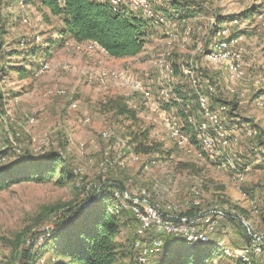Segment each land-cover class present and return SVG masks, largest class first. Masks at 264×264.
I'll list each match as a JSON object with an SVG mask.
<instances>
[{"label": "rangeland", "instance_id": "1", "mask_svg": "<svg viewBox=\"0 0 264 264\" xmlns=\"http://www.w3.org/2000/svg\"><path fill=\"white\" fill-rule=\"evenodd\" d=\"M174 1L187 5L195 15L187 20L170 17ZM103 2L108 3H97ZM150 4L153 17L143 20L159 25L138 56L115 60L112 69L107 62L113 60L101 46L104 52L83 48L90 42L69 41L53 47L47 58L29 56L28 49L46 47L51 38L59 40L62 22L41 0H0V157L5 159L0 167L22 155L47 153L59 154L64 167L63 174L57 172L46 183L26 182L0 191V264H57L50 238L58 233L59 222L68 211L91 204L93 194L105 185L111 187L117 210L123 211L119 242L124 249L144 247L153 255L145 264H157L153 258L164 253L163 239L150 237L161 234L156 230L138 235L131 201L116 192H128L160 213H166L167 207V214L180 219L195 212L211 216L216 209L233 211L227 216L235 221L212 235L214 240L184 237L189 247L219 243L237 254L246 247L247 231L264 237V127L258 120L264 117V0H150ZM254 6L260 8L255 17L219 23ZM239 30L246 34L229 38ZM222 43L231 55L223 51V58L215 61L210 51ZM214 51L219 53L218 48ZM162 59L174 75H161ZM235 61L241 66L236 79L240 83L230 81L229 68ZM102 72L108 76L100 84ZM208 81L217 94L208 88ZM163 90L171 96L169 103ZM202 97L208 99L210 112L226 107L222 120L237 129L240 142L224 146L223 140L212 137L206 145L199 137L200 147L193 131L203 122ZM218 99L232 109L237 105L231 118L228 105H214ZM152 103L158 111L151 110ZM122 109L129 114L120 115ZM163 109L177 123L173 131L162 118ZM178 129L190 139L186 145L178 146L171 138ZM251 130L257 134L247 135ZM145 131L149 142L162 148L137 155L131 139ZM203 148L209 154L200 158ZM232 152L240 158L238 171L220 168L217 157ZM195 201L199 207H193ZM202 252L197 251L194 262L202 259ZM131 259L133 255H128L126 261ZM207 264L236 261L221 250ZM250 264H264V256L257 261L251 258Z\"/></svg>", "mask_w": 264, "mask_h": 264}, {"label": "trees", "instance_id": "2", "mask_svg": "<svg viewBox=\"0 0 264 264\" xmlns=\"http://www.w3.org/2000/svg\"><path fill=\"white\" fill-rule=\"evenodd\" d=\"M28 2L30 0H26V3ZM41 5L52 16L60 19L63 28L57 34L59 40L55 41L51 38L46 42V47L28 49L29 56L42 55L47 58L53 47H62L70 41L78 44L93 42L101 46L108 56L115 59L133 58L142 52L152 36L153 28L159 25L153 20L139 19L128 10L113 12L111 6L105 2L41 0ZM259 9L256 6L251 7L245 13L229 15L219 23L234 21L237 18L242 21L255 17L259 14ZM171 10L174 14L170 17L175 16L182 20L190 19L195 15L187 5L178 1H174ZM245 34V31L239 30L229 38L236 39ZM21 73L26 75L28 72L23 70ZM213 102L214 105H228L220 99ZM233 107V109L230 108L229 118L236 111L237 105ZM119 112L120 115L129 114L127 109ZM261 135L262 133L260 137ZM131 144L134 153L144 156L156 153L162 148L160 144L152 145L149 142L148 131L133 136ZM57 172L60 174L64 172V167H61V157L57 153H47L40 157L22 155L11 164L0 167V191L26 182L46 183L52 180ZM110 188L105 185L98 189L93 194L91 204L87 207L79 206L81 208L75 211H68L67 218L59 222L56 230L58 233L50 238V242H53L54 255L59 257L57 264H137L134 257L136 255L134 245L124 249V245L118 240L123 226L120 219L123 211L117 210L118 202L113 194L109 193ZM230 221L235 220L230 219ZM150 237L166 241L164 253L153 258V260L158 259L157 264H207V260L215 253H221L214 243L201 247H189L183 238L158 234H152ZM201 249L203 250L202 259L194 262V255ZM128 255H133V259L126 261Z\"/></svg>", "mask_w": 264, "mask_h": 264}, {"label": "bare ground", "instance_id": "3", "mask_svg": "<svg viewBox=\"0 0 264 264\" xmlns=\"http://www.w3.org/2000/svg\"><path fill=\"white\" fill-rule=\"evenodd\" d=\"M101 1L102 0H95V2H101ZM106 1L111 5L112 10L114 12H120V11H123V9H125V10H128V11L133 12V13L136 12L137 15L140 16L142 19H144V18L147 19L148 17L149 18L153 17V11H152V7H151V4H150V0H106ZM172 39H173V37H172ZM214 46H213V49L210 51L211 52L210 56H211V58L213 60L216 61L218 59H222L223 58V55H222L223 51H224L226 56H227V53L229 55H231V53L227 50L228 45H226L225 43H222L221 45L217 44V45H214ZM83 48L85 50H87V51L95 50V51L104 52L101 49V47H99L97 44H95L93 42L85 44L83 46ZM217 48L219 50V53H218V51H214ZM159 63H161L160 71H161V75L162 76L165 75V74H167V75L173 74L174 75V70L168 64L169 62L167 63V60L165 61L164 59H162ZM163 66H164V68H163ZM240 69H241V66L239 64H237V61H235V63L230 66V68H229L230 75H231V80L230 81H234L235 80V75H236V79H237L239 77V73L242 74ZM107 76H108V74L106 72H102L99 75L100 84L101 83H105ZM111 76L113 77V75H111ZM169 77H172V76H169ZM162 97H164L165 99H168V97H171V96L168 95L167 90H165V91L163 90L162 91ZM206 97H202L200 99L201 102H202L200 106H202V109L205 112L203 114L202 110L200 109L201 110V112H200L201 113V117H203L202 118L203 122L201 124V127H200V129L198 127H194V129H195L194 132L197 135V139H198L197 141H199L200 147L203 146V143L207 145V143H209L211 141L212 137L214 139L223 140L222 144L224 146H231L232 143H236L237 142L236 141V137H237L236 135H237L238 131H236L237 129H235L233 127H227V126L224 125V122L222 120L221 114L223 113L222 112L223 110L226 111V107H224L225 109H222L221 111L219 109L218 110L215 109V110H212L210 112V111H208V99ZM171 100L168 99L167 103H169ZM174 101L176 103H178L179 105H181V99L176 98ZM260 103L262 104V102H260ZM154 104L155 103L151 104V110L152 111H158V106L156 104L154 106ZM188 107L189 106L187 105V108ZM166 111L167 110H164L162 112V114H161L162 118H163L166 126L173 131L174 128H175L173 126V124L176 123V122L171 123L172 121L168 117ZM252 134H257V132L255 130H251V131H248L247 135L252 136ZM199 137L202 139L203 143H202V141L200 140ZM171 138L174 139L175 141H177L178 146L179 145L183 146L182 143H181V140L179 138V134H177L175 132H172L171 133ZM181 138H182V140H184L185 144H187L189 142V140H190V139H187V137H185L183 135H181ZM238 142H240V141H238ZM208 154H209L208 149L207 148H203V149H201V151L199 153V157L201 158L202 156L208 155ZM209 158L213 159V158H216V157L210 155ZM217 161H218V164H219L220 168H224V167H225L224 169H229L230 168V169H232L234 171H238V169H239L238 163L240 162V158L238 157V155H236V153L232 152L230 154H226V155H222L220 157H217ZM4 162H5V159L3 157H0V165L2 163H4ZM236 174L237 173L235 172V175ZM186 205L188 206L189 204L186 203ZM199 206H200V203L198 201H195L193 207L196 208V207H199ZM170 207H172L173 210H175L176 213L177 212L180 213L176 207H174V206H170ZM151 208H153L154 210L151 209L150 211H158V209L156 207H151ZM215 212H218L220 215H226V216H227L228 213H230V214L233 213V211L224 212V210H223V212H219V210H217V209H216ZM203 214L204 213H202V212H195L193 214V216L185 215V216H183L181 218V220H191V219H195V218H201V216H203ZM157 231H158L159 234L165 236V231L164 230H157ZM250 232H251V230H250ZM251 234L252 235H256V234H253V233H251ZM187 238L189 240H197V236H187ZM138 242L143 243L142 241H138ZM216 244H217V247L222 250V252L224 253L225 256L235 259L236 264H250L251 254L249 253V247H245V248L241 249V251H239L237 254H234L229 248L223 246L222 244H219V243H216ZM137 246H139V245H137ZM145 262H146V260H145Z\"/></svg>", "mask_w": 264, "mask_h": 264}, {"label": "built area", "instance_id": "4", "mask_svg": "<svg viewBox=\"0 0 264 264\" xmlns=\"http://www.w3.org/2000/svg\"><path fill=\"white\" fill-rule=\"evenodd\" d=\"M235 82L240 83V81H236V75ZM135 84L140 87L139 80H136ZM208 88H211L214 93H216V88L213 87L211 81H208ZM171 123H174L173 119ZM177 131L182 145H186L184 140L181 138L180 129ZM116 193L122 195L125 200L131 201V210L133 211L135 220L138 222V235L151 234L156 232V230H164L165 237L184 238L187 236H197V242L209 241L214 240L212 239V235H216L221 227H226L225 225H227L230 219H234L232 217L220 215L218 212H215L211 216H201V218L181 220L180 218H176L170 214H167V207L166 213H159V210L150 211V206L142 202L140 198L132 199L128 192ZM247 236L248 241L244 245L249 247V253L251 254L252 260L257 261L264 256V237L249 234L248 231ZM215 240L220 239L217 238ZM220 241L225 242L224 240ZM162 242L166 241L163 240ZM231 249L235 250L233 248ZM148 257H153V255L145 252L144 247L136 246L137 264H145V260Z\"/></svg>", "mask_w": 264, "mask_h": 264}, {"label": "crops", "instance_id": "5", "mask_svg": "<svg viewBox=\"0 0 264 264\" xmlns=\"http://www.w3.org/2000/svg\"><path fill=\"white\" fill-rule=\"evenodd\" d=\"M109 59H111V60H113V61H111L110 62V60L107 62V64H108V66L111 68L112 67V69H114V67L112 66V62H114L115 60H123V59H115V58H112V57H109ZM125 59V58H124ZM117 70V69H116ZM233 118V117H232ZM261 119H258V120H261L260 122V124H262V126L264 127V121H262V119L264 118V117H260ZM233 121H236V118H234L233 119Z\"/></svg>", "mask_w": 264, "mask_h": 264}]
</instances>
